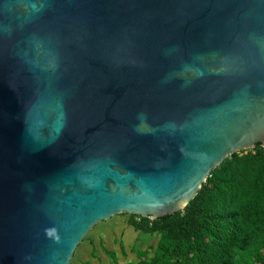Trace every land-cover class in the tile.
Masks as SVG:
<instances>
[{"label": "water", "instance_id": "1", "mask_svg": "<svg viewBox=\"0 0 264 264\" xmlns=\"http://www.w3.org/2000/svg\"><path fill=\"white\" fill-rule=\"evenodd\" d=\"M258 145L264 0H0V264H72Z\"/></svg>", "mask_w": 264, "mask_h": 264}, {"label": "trees", "instance_id": "2", "mask_svg": "<svg viewBox=\"0 0 264 264\" xmlns=\"http://www.w3.org/2000/svg\"><path fill=\"white\" fill-rule=\"evenodd\" d=\"M129 216V226L158 241L128 264H264V147L225 159L183 211Z\"/></svg>", "mask_w": 264, "mask_h": 264}, {"label": "rangeland", "instance_id": "3", "mask_svg": "<svg viewBox=\"0 0 264 264\" xmlns=\"http://www.w3.org/2000/svg\"><path fill=\"white\" fill-rule=\"evenodd\" d=\"M129 215H116L99 223L75 251V264H128L137 262L138 251L157 243L156 235L144 234L129 226ZM116 255L117 262H110Z\"/></svg>", "mask_w": 264, "mask_h": 264}]
</instances>
